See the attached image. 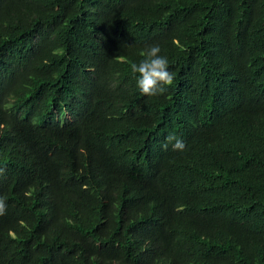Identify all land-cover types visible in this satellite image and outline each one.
<instances>
[{
  "label": "trees",
  "instance_id": "obj_1",
  "mask_svg": "<svg viewBox=\"0 0 264 264\" xmlns=\"http://www.w3.org/2000/svg\"><path fill=\"white\" fill-rule=\"evenodd\" d=\"M0 199V264H264V0H0Z\"/></svg>",
  "mask_w": 264,
  "mask_h": 264
},
{
  "label": "clouds",
  "instance_id": "obj_2",
  "mask_svg": "<svg viewBox=\"0 0 264 264\" xmlns=\"http://www.w3.org/2000/svg\"><path fill=\"white\" fill-rule=\"evenodd\" d=\"M161 53L159 44L147 45L142 52L143 58L131 65L136 86L146 96H159L173 83L174 74L169 70V60ZM166 139L168 142L174 141L172 147L175 150L182 151L185 148L184 141L174 135H169ZM163 147L167 148L168 144H164ZM3 209L4 202L0 199V213Z\"/></svg>",
  "mask_w": 264,
  "mask_h": 264
}]
</instances>
